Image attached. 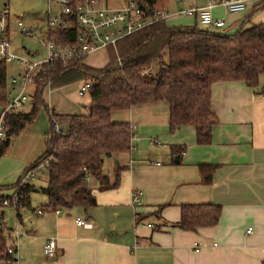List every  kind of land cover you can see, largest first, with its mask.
<instances>
[{"label": "crops", "instance_id": "obj_1", "mask_svg": "<svg viewBox=\"0 0 264 264\" xmlns=\"http://www.w3.org/2000/svg\"><path fill=\"white\" fill-rule=\"evenodd\" d=\"M51 3L52 0L45 2V16L46 7L49 10ZM159 6L172 10L176 4L172 8ZM211 12L213 16L223 18L224 24L220 27L223 32L235 30L245 17L229 18L228 15L237 12L224 11L220 6L213 7ZM11 14L10 28L16 27L15 20L20 18V13ZM184 15L189 18L185 21L196 20L193 15ZM41 32L43 35L44 29ZM104 63L105 59L97 65ZM263 84V76L259 77L256 86H247L241 80L213 82L210 106L217 122L211 127L209 142L203 144L195 142L191 124L169 130L168 105L164 100L111 110L112 120L126 121L133 129L130 150L112 154L101 164L103 173L110 180L115 166L122 165L117 185L99 189L96 181L91 179L89 186L95 204L86 208L70 207L75 212L73 215L61 212L69 208H59L57 212L48 211L44 205L36 208V215H42L44 209L52 213L46 215L47 226L44 219L40 224L46 229L37 234L28 229L25 234L36 239L34 242L41 254L42 242L48 237L55 239V254L51 257L43 254L46 262L55 257L54 264H263ZM37 120V136L30 151L20 152L19 137L0 156V164L8 168L5 178L20 169L21 174L43 152L46 122L42 116ZM171 147H174L173 151ZM176 147H179L177 152ZM179 150L183 152L179 153ZM199 163L214 164L208 182L202 180ZM134 191L141 193L140 204L131 202ZM2 194L4 191L0 189ZM187 203L218 204L217 221L196 229L173 225L179 219L180 205ZM37 209L41 212L37 213ZM80 215L89 225L75 223V218ZM16 221H20V212ZM6 232L10 236L9 242L13 238L10 228ZM16 257L18 264L20 256Z\"/></svg>", "mask_w": 264, "mask_h": 264}, {"label": "trees", "instance_id": "obj_2", "mask_svg": "<svg viewBox=\"0 0 264 264\" xmlns=\"http://www.w3.org/2000/svg\"><path fill=\"white\" fill-rule=\"evenodd\" d=\"M141 1L147 5L155 3V0ZM262 5L264 0H258L253 9ZM191 15L195 18V14ZM248 19L245 16L232 32L199 28L195 21L172 25L166 18L158 19L119 38L114 46H106L109 57L101 67L88 66L80 57L64 62L55 60L45 66L35 79L28 110L4 114L0 156L12 137L33 120L38 108L45 106L42 90L46 82L51 88L83 79L89 84V101L84 105L85 113L61 115L46 109L49 126L44 134L45 148L12 183L16 187L15 218L19 217L18 209L29 204L30 193L37 190L32 182L22 180V176L45 155H49V160L44 170V185L38 189L46 196L47 210L94 205L87 175L96 181L99 189L117 185L122 165L115 166L110 180L101 164L112 154L130 150L133 129L126 121L112 120L111 110L164 100L168 105L169 130L191 124L195 142L208 143L211 127L217 122L210 106L211 84L241 80L247 86H256L259 77H264V22ZM71 24L66 29L47 28L44 34L57 42L70 41L78 31L72 17ZM4 72L5 65L1 62L0 105L6 98ZM55 118L64 120L56 132L52 126ZM171 148L173 151L174 147ZM198 168L202 180L208 182L214 164L199 163ZM3 199L0 195V260H12L14 257L5 252L10 236L3 221ZM219 212L220 206L215 203L181 204L179 219L173 225L182 229L210 226L217 221Z\"/></svg>", "mask_w": 264, "mask_h": 264}, {"label": "built area", "instance_id": "obj_3", "mask_svg": "<svg viewBox=\"0 0 264 264\" xmlns=\"http://www.w3.org/2000/svg\"><path fill=\"white\" fill-rule=\"evenodd\" d=\"M110 0H55L56 8L50 12L48 6L46 7L45 16V30L47 28H62L66 29L71 26V17L76 22L78 31L74 38L70 41L57 42L53 38L42 35L40 42L42 44L44 53L37 59H27L22 55L15 53L11 48L9 32L11 12L7 6L0 9V63L5 65L4 79H5V102L0 105V139L4 137L3 132V116L6 112H16L21 106L31 97L32 91L35 88V79L38 73L42 72L43 68L48 64H52L55 60L61 62L72 58H78L83 55L93 53L106 46H114L116 40L130 34L136 30L145 27L153 21L167 18L170 15L178 14H195L196 20L201 24H205L208 28L221 27L224 24L222 17H215L212 15L211 9L220 6L227 12H240L247 9L251 0H203L199 4L194 2V5L187 4L185 7H178L176 9L168 10L161 6L147 5L141 0H120L117 6H111ZM175 4H181L185 0H174ZM15 25L22 34L28 35L29 31L22 23L20 18H16ZM16 64L13 68V73L6 81L7 64ZM88 82L83 80L82 86L77 89L79 95L88 88ZM46 87L48 82H46ZM30 88H32L30 90ZM264 92V88L262 89ZM131 125V124H130ZM56 131L60 129L56 124L52 125ZM132 127V125H131ZM182 153V150L178 151ZM47 163V162H46ZM46 163H38L34 168L26 171L22 176V180L30 181L40 172L41 168H46ZM154 163L159 164V161ZM91 176L87 175L88 182ZM16 191V189H15ZM15 191L13 195V205L16 197ZM140 191L131 193V202L133 204H140ZM6 198L2 203H5ZM55 212L58 209L54 210ZM37 213L41 210L37 209ZM76 224L89 225L80 217L75 218ZM249 231V229H246ZM12 232V230H11ZM56 244L52 237L46 238L41 244V251L48 257L55 254ZM5 252L11 254L14 259H1V263L17 264L16 246L14 238L5 245ZM264 264V263H263Z\"/></svg>", "mask_w": 264, "mask_h": 264}, {"label": "rangeland", "instance_id": "obj_4", "mask_svg": "<svg viewBox=\"0 0 264 264\" xmlns=\"http://www.w3.org/2000/svg\"><path fill=\"white\" fill-rule=\"evenodd\" d=\"M46 0H0V9L3 7V5L7 6L8 9L12 13H20V20L22 23L26 26V29L29 31L30 34L25 35L22 34L17 27L14 25L11 26L9 36H10V42L13 49L17 52V54L22 55L23 57L27 59H37L41 57L43 54V47L40 42V39L42 37V30H45V25L43 24V20L45 18L44 15V6H45ZM111 6H117L120 4V0H110ZM194 2L196 3H203V0H185L182 3H187L190 5H194ZM175 1L174 0H155V5L159 6H166V7H173ZM178 4L175 6V9L178 7H185L187 4ZM171 7V8H172ZM56 8L55 1L52 0L50 12H53ZM237 15H248V20L250 22H257L261 21L264 22V5L257 9L251 8L246 9L242 12H237L232 15H228L229 18L237 17ZM227 16V17H228ZM242 16V17H243ZM189 20V18L181 14L180 16L176 17H169L166 18V22L170 23L174 22V24H192L193 21H185ZM188 22V23H186ZM41 26H38V25ZM196 26L199 28H208L207 25L201 24L198 20H195ZM43 25V27H42ZM42 27V28H41ZM210 29L216 30V31H222L223 28L220 27H212ZM109 48H105L97 50L93 52V54H87L83 55L80 58L82 61L87 64L88 66L98 68L103 66L107 61L109 57ZM44 53V52H43ZM105 59V63L103 65H97L103 62ZM97 65V66H95ZM16 64L14 63H8L7 64V70H6V81H9L10 76L13 73V68H15ZM83 79L82 80H76L67 84H63L58 87H45L42 90V98L43 103L45 106H40L31 122H27L14 137H12V141H15L17 138L20 139L19 147L20 152H28L32 149L33 144L36 140L37 136V126H38V118L41 116L44 117L46 122V128L48 129L49 123H48V116L46 109L52 108L54 111H60L64 114H72V113H85L84 105H86L89 101V91L86 89L83 94L79 95L77 93V89L82 86ZM32 88H30L31 90ZM34 91L31 93V98L33 96ZM31 98L28 99L26 103H24L20 110L18 111H26L29 108V104L31 101ZM1 111V106H0ZM116 112L122 113V111L117 110ZM63 115V114H61ZM56 124L58 127L59 125L64 124V120L61 118H55L53 125ZM53 131L56 132V130L53 127ZM46 132V131H45ZM11 141V142H12ZM42 142V138H41ZM49 160V155L43 156L38 163H46ZM2 161V160H1ZM6 161V160H5ZM37 163V164H38ZM18 170V169H17ZM21 170V169H20ZM14 173L12 176L5 178L4 174L8 171V168L6 165L0 164V185L2 186L0 189L4 191L3 197L6 198L5 203L3 202V221L7 228H10L12 230L11 234L14 238L15 245H16V256L19 255L20 258L18 259V264H54V258L51 259V261H47L44 258V255L41 254L39 247H37V243L34 241L33 237H28L27 235L31 234H25V232L30 230V233L37 234L40 231H44L47 226V218L46 215L52 214L51 212H47L45 209L42 212V215H36L35 209L39 207H43V205L46 203L45 196L39 191L38 187L42 186L44 184L43 178H44V168L40 170L39 173L35 175L34 178L31 179L33 185L35 188H37L36 191H33L30 193V205L28 207H22L19 208L20 212V221H16L14 216V205L13 203V193L15 191V188L12 183L14 180L21 175L19 172ZM22 173V171H21ZM19 174V175H18ZM6 176H8L6 174ZM7 182V183H6ZM31 208L34 209L31 210ZM70 209V208H69ZM67 209H62V213H70L75 214L74 210L71 211ZM50 211V210H48ZM82 218V216H78ZM43 219L46 221L45 225H40L43 223ZM29 239V241H27Z\"/></svg>", "mask_w": 264, "mask_h": 264}]
</instances>
